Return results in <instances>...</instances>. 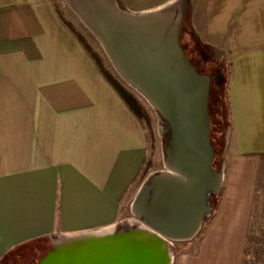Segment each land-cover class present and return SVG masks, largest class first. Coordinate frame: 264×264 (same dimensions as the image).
Masks as SVG:
<instances>
[{"label":"crops","instance_id":"crops-1","mask_svg":"<svg viewBox=\"0 0 264 264\" xmlns=\"http://www.w3.org/2000/svg\"><path fill=\"white\" fill-rule=\"evenodd\" d=\"M174 1L113 0L134 13ZM58 10L81 34L57 0H0V264L40 253L55 234L114 227L147 152L141 121ZM188 13L201 60L216 62L212 70L225 77L231 151L218 167V198L194 249L171 264H258L264 0H192Z\"/></svg>","mask_w":264,"mask_h":264},{"label":"water","instance_id":"water-1","mask_svg":"<svg viewBox=\"0 0 264 264\" xmlns=\"http://www.w3.org/2000/svg\"><path fill=\"white\" fill-rule=\"evenodd\" d=\"M68 2L120 77L159 113L166 169L136 192L131 211L141 225L65 236L35 264H171L170 241L195 236L221 185L209 139L210 76L197 71L180 44L183 12L172 21L166 7L131 13L113 0Z\"/></svg>","mask_w":264,"mask_h":264},{"label":"rangeland","instance_id":"rangeland-1","mask_svg":"<svg viewBox=\"0 0 264 264\" xmlns=\"http://www.w3.org/2000/svg\"><path fill=\"white\" fill-rule=\"evenodd\" d=\"M58 5L62 8L64 14L66 15V18L74 25L76 26L77 30L81 32V34L84 36L86 41L89 43L91 48L100 56L102 63L104 67L118 80L121 82L123 86H125L129 91L133 93V95L141 102L143 109L146 111V114L148 115L150 119L149 125H146L144 123L146 136H147V152H146V173L142 177L141 182L138 184V186L131 188L126 192V194L123 196L121 201L119 202L117 206V222L114 223V229L119 231L127 230L128 228H133L141 225V220L133 214L131 211V204L135 198L136 192L138 188L140 187L141 183L148 177L150 174L157 173L160 171L165 170L164 166V158H163V148L165 146V137L162 134L163 129V122L162 119L157 112V110L134 88H132L130 85H128L119 75L117 70L115 69L113 63L109 59L108 55L106 54L103 46L100 44L99 40L96 38V36L85 26H82L80 21L77 19L76 15L71 11L70 7L67 6L65 0H57ZM191 2L192 0H175L174 2H171L168 5H165L163 7L157 8H168L171 12V20H175L179 15L186 11H190L191 9ZM137 4V3H135ZM187 11V12H188ZM134 13V12H131ZM185 17L183 18L184 21ZM182 36L180 38V44L184 50V52L189 56V60H195L192 56V53L190 52V48L194 47L196 44H194V40L191 39V32L188 27V18L185 20V24L182 27ZM195 53V51H194ZM202 56V55H201ZM202 61V60H201ZM198 67L201 66V70L206 72L210 76L211 84L212 86L215 85V77L213 75L212 67L215 65L217 66L216 62L213 63L211 61L205 62H196ZM211 63V64H210ZM194 65V64H193ZM213 65V66H212ZM195 66V65H194ZM196 67V66H195ZM219 90L213 92L211 96H213V100L208 105V114H209V129H210V143L213 148V160H212V166L214 169H217L220 166V163L222 160L229 157V152L231 151V148H229L228 151H226V137H225V130L227 125H229L230 121V111H229V104L228 99L226 95V91L224 89V85L218 84ZM215 100V101H214ZM213 102V103H212ZM226 144V145H225ZM258 197L257 202H259L260 207L259 209H262L264 207V168H262L261 173L259 175V182H258ZM218 195H211L209 198V205L211 206L212 213L214 205L216 204ZM264 215V210L263 213ZM262 215V216H263ZM209 216H206L204 220L201 223V226L195 236L189 240H176V241H170L169 244V252L171 255V261L172 258L175 257L178 253L181 251H192L195 245V241L197 237L201 234L202 230L205 227V224L207 222V219ZM262 225V229L264 228V217L263 220L261 219L259 222ZM145 227V226H144ZM112 228V229H113ZM69 236V235H68ZM65 236H58L57 234L53 235L51 238H47V241L42 242L39 246L40 253L38 251L33 250L32 252H26L24 253L23 257H20L16 264H26L31 263L35 264L37 263L41 257L46 255L50 250L54 249V245L60 242ZM259 245H261V248L259 247V251L261 253V260L258 264H264L263 263V257H264V236H259L258 238ZM256 244V242H255Z\"/></svg>","mask_w":264,"mask_h":264},{"label":"trees","instance_id":"trees-1","mask_svg":"<svg viewBox=\"0 0 264 264\" xmlns=\"http://www.w3.org/2000/svg\"><path fill=\"white\" fill-rule=\"evenodd\" d=\"M188 10L186 9L185 11V19L183 21V26L185 24V20L186 18H188ZM58 13L61 17V19L65 22V24L76 34V36L79 38V40L83 43V45L85 46V49L89 52V54L92 56V58L95 60L99 70L101 71V73L103 74V76L106 78V80L113 86V88L118 92V94L122 97V99L125 101V103L128 105V107L131 109V111L135 114V116L141 121L143 127H144V123L146 125H149L150 123V119L148 117V115L146 114V111L143 109V106L141 104V102H139V100L133 95V93L131 91H129L125 86H123L121 84L120 81H118L103 65L102 60L100 58V56L91 48V46L89 45V43L86 41V39L79 34L78 32H76V30L71 26V24L66 21L62 15L60 10H58ZM183 31V28H182ZM182 31H181V36H182ZM181 38V37H180ZM195 51V53H194ZM201 46L199 45H195L194 47L190 48V52L192 53V56L194 57V59L200 63L201 61ZM187 55V54H186ZM187 57L189 58V56L187 55ZM196 68V67H195ZM198 72L202 73V74H206V72L201 70V66L199 68H196ZM213 71V75H214V70ZM225 77L221 76V83H223ZM219 90V89H218ZM217 91L214 86H212V84L210 85V89H209V93H210V99H209V103L213 100V96H211L213 94V92ZM215 101V100H214ZM213 103V102H212ZM145 128V127H144ZM146 158L143 159V162L139 168V172L137 173L136 177L134 178L133 182L131 183V187L127 189L130 190L133 187L138 186V184L141 182L142 177L145 175L146 173ZM126 191V192H127ZM41 249V248H39Z\"/></svg>","mask_w":264,"mask_h":264},{"label":"flooded vegetation","instance_id":"flooded-vegetation-1","mask_svg":"<svg viewBox=\"0 0 264 264\" xmlns=\"http://www.w3.org/2000/svg\"><path fill=\"white\" fill-rule=\"evenodd\" d=\"M200 54L204 55L205 52L201 49ZM191 62L196 66V68H199L198 65H197V63H196L197 62L196 60H191ZM216 76L219 78V80L221 82V74L218 71L217 72H214V77H216ZM220 82H219V84H220ZM214 88L216 89L215 85H214ZM218 89H216V90H218ZM209 96H210V93H209ZM209 96H208V105H209V99H210Z\"/></svg>","mask_w":264,"mask_h":264},{"label":"bare ground","instance_id":"bare-ground-1","mask_svg":"<svg viewBox=\"0 0 264 264\" xmlns=\"http://www.w3.org/2000/svg\"><path fill=\"white\" fill-rule=\"evenodd\" d=\"M113 228V227H112ZM112 228H109V229H106V230H102V231H99V232H108V231H111Z\"/></svg>","mask_w":264,"mask_h":264}]
</instances>
